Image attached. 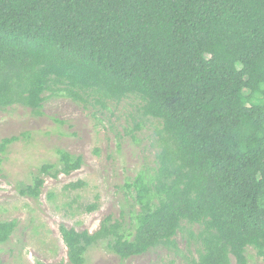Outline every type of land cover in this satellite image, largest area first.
Returning <instances> with one entry per match:
<instances>
[{
  "label": "trees",
  "instance_id": "16d2710c",
  "mask_svg": "<svg viewBox=\"0 0 264 264\" xmlns=\"http://www.w3.org/2000/svg\"><path fill=\"white\" fill-rule=\"evenodd\" d=\"M49 97L101 109L134 97L156 122L153 165L123 185L127 212L94 232L59 226L65 264L99 243L121 259L176 249L181 231L196 254L186 264H248L247 247L264 262V0H0V109L39 115ZM57 155L21 196L84 163ZM16 225L0 221V243Z\"/></svg>",
  "mask_w": 264,
  "mask_h": 264
},
{
  "label": "rangeland",
  "instance_id": "374dc122",
  "mask_svg": "<svg viewBox=\"0 0 264 264\" xmlns=\"http://www.w3.org/2000/svg\"><path fill=\"white\" fill-rule=\"evenodd\" d=\"M139 105L130 97L107 109L85 108L68 98L49 97L39 115L20 105L0 109V142L20 136L0 152V221L17 220L8 241L0 243V264H65L60 225L94 232L106 215L119 218L122 209L127 212L134 200L123 185L153 165L157 151L156 122L143 117ZM58 149L82 155L81 168L57 179L46 177L38 199L21 196L18 191L31 183L40 165L58 161ZM78 180L83 187L63 189ZM89 203H97L98 209L84 212ZM187 240L188 233L181 231L176 249L158 247L126 259L99 243L87 250L84 264H186L196 255ZM246 255L248 264H264L254 248L247 247Z\"/></svg>",
  "mask_w": 264,
  "mask_h": 264
}]
</instances>
